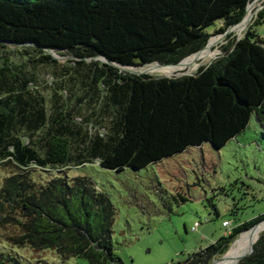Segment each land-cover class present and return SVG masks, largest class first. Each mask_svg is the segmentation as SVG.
<instances>
[{
  "label": "trees",
  "instance_id": "obj_1",
  "mask_svg": "<svg viewBox=\"0 0 264 264\" xmlns=\"http://www.w3.org/2000/svg\"><path fill=\"white\" fill-rule=\"evenodd\" d=\"M250 2L0 0V51L11 44L39 54L24 62L0 53V166L11 170L0 184V231L6 238L53 249L62 260L122 264L112 241L114 205L91 178L62 174L40 182L33 172H63L93 161L110 170L141 169L192 146L221 148L254 114L264 128V39L253 29L264 23V8L241 38L228 39L222 55L194 74L120 73L94 60L75 97L98 110L92 114L102 127L94 135L74 122L71 108L55 102L49 113L45 97L30 87L35 78L26 62L56 63L48 48L70 52L79 66L96 57L175 65L206 47L212 35L207 28L215 21L223 23L216 34L239 23ZM262 220L264 213L238 224L176 264H212ZM258 235L238 264H264V231ZM0 264L25 263L0 251Z\"/></svg>",
  "mask_w": 264,
  "mask_h": 264
},
{
  "label": "rangeland",
  "instance_id": "obj_2",
  "mask_svg": "<svg viewBox=\"0 0 264 264\" xmlns=\"http://www.w3.org/2000/svg\"><path fill=\"white\" fill-rule=\"evenodd\" d=\"M262 8L264 0H251L248 21L226 33H215L222 21L210 25L207 28L212 34L207 49L209 55L189 59L172 69L150 66H161L155 62L129 70L136 72L132 74L152 77L194 74L200 66L222 55L220 46L228 39L241 38ZM253 29L264 39V23L253 25ZM2 50L15 60L39 56L31 49L26 51L22 45L10 44L0 53ZM44 51L52 55L56 63L26 62V68L35 78L30 87L45 97L49 113L55 102L71 108L74 122L94 135L102 127L92 114L98 110L87 107L85 101H76L75 97L81 94L77 88L82 75L93 69L90 64L94 60L100 64L109 62L96 57L86 59V65L79 66L77 58L68 51ZM113 64L120 73H130L121 65ZM10 172L0 166V184ZM62 174L69 178L89 177L110 198L115 208L112 241L122 264H176L214 243L238 224L264 213V128L254 114L245 130L221 148L210 143L192 146L141 169L116 171L102 168L93 161L70 165L63 172L35 170L33 178L44 182ZM224 221L229 226H224ZM5 235L6 232L0 231V251L25 264H85L82 258L62 260L53 249L36 250L28 245H15ZM231 250L216 263L225 260Z\"/></svg>",
  "mask_w": 264,
  "mask_h": 264
},
{
  "label": "bare ground",
  "instance_id": "obj_3",
  "mask_svg": "<svg viewBox=\"0 0 264 264\" xmlns=\"http://www.w3.org/2000/svg\"><path fill=\"white\" fill-rule=\"evenodd\" d=\"M248 18H249V10L247 11V14H246V16H245V18H244V20L242 22L246 23L248 21ZM207 49H205L203 52H201L199 54H194L192 56L187 57L185 60L182 61V63L184 61L189 60V59L192 60V59L201 57L205 53V51ZM176 65H171V66H167V65H165V66L150 65V66H152V67H161V68L164 67V68H167V69H172V68L176 67ZM122 67H124L125 70L128 71V72H134V71H131V70L127 69V67L128 68H135V67H132V66H122ZM134 73H136V72H134ZM166 75H170V74H166ZM263 229H264V222H262V223H260V224H258L256 226L244 231L242 233V235L240 236V238L238 239L237 245H235V247L231 250V252L228 254L226 259L221 261V262H219V263H215V264H238L239 260L247 252L250 251V249L252 248L253 243L255 241V237ZM252 240H253V242H252ZM251 242H252V244L250 245ZM249 245H250V247L248 248Z\"/></svg>",
  "mask_w": 264,
  "mask_h": 264
},
{
  "label": "water",
  "instance_id": "obj_4",
  "mask_svg": "<svg viewBox=\"0 0 264 264\" xmlns=\"http://www.w3.org/2000/svg\"><path fill=\"white\" fill-rule=\"evenodd\" d=\"M247 11H248V7H247V10H246V14H247ZM246 14H245V16H246ZM245 16H244V18H245ZM244 18L239 22V23H237V24H235V25H233V26H231V27H229L224 33H226V32H228V31H231L232 30V27L234 28L236 25H238V24H240L243 20H244ZM209 43H210V41H208V43H207V45H206V47L204 48V49H202L201 51H199L198 53H196V54H199V53H201V52H203L205 49H207L208 47H209ZM47 51H51V49H48V48H45ZM187 58V57H186ZM185 58V59H186ZM106 59V58H105ZM185 59H183V60H185ZM109 63L108 64H111V65H113V66H115L113 63L114 62H112V61H110L109 59H106ZM182 60V61H183ZM182 61L181 62H179L178 64H180V63H182ZM116 63V62H115ZM155 63V62H154ZM118 64V63H117ZM119 65H122V66H134V67H138V66H146V65H126V64H119ZM148 65V64H147ZM158 65H161V66H165V64H158ZM176 65V64H175ZM126 72H128V71H126ZM131 73V72H130ZM264 220H262V221H260V222H258L256 225H258V224H260V223H262ZM256 225H254V226H256ZM253 226V227H254ZM252 228V227H251ZM250 229V228H249ZM259 238V237H258ZM257 238V239H258ZM237 240V239H236ZM236 240L234 241V243L236 242ZM233 243V244H234ZM233 244L230 246V248H229V250L232 248V246H233ZM253 247V246H252ZM252 249V248H251ZM229 250L223 255V257H221V258H218V259H216V260H214L213 262H212V264H215L216 262H218V261H220V260H222L225 256H226V254L229 252ZM250 252V251H249ZM248 252V253H249ZM247 253V254H248ZM247 254H245L243 257H245Z\"/></svg>",
  "mask_w": 264,
  "mask_h": 264
},
{
  "label": "built area",
  "instance_id": "obj_5",
  "mask_svg": "<svg viewBox=\"0 0 264 264\" xmlns=\"http://www.w3.org/2000/svg\"><path fill=\"white\" fill-rule=\"evenodd\" d=\"M224 226H229V223L227 221L224 222Z\"/></svg>",
  "mask_w": 264,
  "mask_h": 264
},
{
  "label": "crops",
  "instance_id": "obj_6",
  "mask_svg": "<svg viewBox=\"0 0 264 264\" xmlns=\"http://www.w3.org/2000/svg\"><path fill=\"white\" fill-rule=\"evenodd\" d=\"M208 53H209V51H208V50H206L204 54H208ZM208 55H209V54H208ZM224 222H226V221H224Z\"/></svg>",
  "mask_w": 264,
  "mask_h": 264
}]
</instances>
